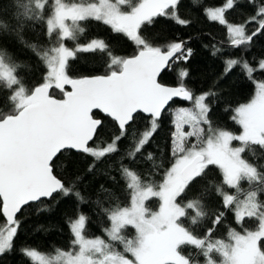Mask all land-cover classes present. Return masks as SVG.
I'll use <instances>...</instances> for the list:
<instances>
[{
    "label": "snow or ice",
    "instance_id": "1",
    "mask_svg": "<svg viewBox=\"0 0 264 264\" xmlns=\"http://www.w3.org/2000/svg\"><path fill=\"white\" fill-rule=\"evenodd\" d=\"M180 0H14V23L0 20V35H15L25 44L46 69L43 81L29 89L18 74L20 64L0 51V86L7 95L0 96V214L6 218V227L0 229V255L11 252L21 221L17 214L28 211L26 206L44 204L74 195L85 204L88 201L76 190L75 182L66 184L61 174L54 171L61 154H86L93 158L91 172L97 162L119 152V142L130 138L132 149L127 152L129 164L151 142L158 130L160 118L173 98L192 103V108L181 107L174 114V132L171 136V159L163 170L162 182L153 184L124 164L118 158L119 172L126 180L130 205L105 207L103 199L94 200L99 212L110 222L105 229L107 240L87 238V216L78 214L69 220L73 236V251L57 250L59 264H198L184 247H190L204 257V264H217L214 254L222 257L221 264H264V165L250 162L245 155L251 146L264 150V81H255L253 69L246 59L230 58L224 61L223 75L239 66L253 80L256 92L249 102L234 110L232 119L242 129L239 135L213 128L209 113L210 98L216 91L195 94L183 81L189 72L178 70L180 86L165 87L157 77L166 67L178 61L187 63L192 49L183 41L165 47L155 46L145 38L142 27L156 23L158 17H168L180 25L190 21L180 18L176 9ZM127 6L130 10H125ZM234 6L227 0L225 7L210 9L208 16L225 24L224 13ZM89 20L100 21L118 34H124L138 46L131 58L112 56L101 39L80 44ZM257 28L249 35L246 25L228 24L230 44L234 48L250 45L253 37L264 32V5L258 8ZM44 29L49 46L26 43L21 33L26 28ZM71 41L73 47H68ZM108 52V70L104 75L74 78L70 75L71 62L79 53ZM221 51L213 47V55ZM264 70V60L259 62ZM65 85L71 91H65ZM60 90L63 99H55L50 89ZM93 109H99L119 129L104 145L97 143L102 121L94 118ZM141 114H147L149 126L137 136L129 131ZM185 126L190 131H185ZM195 137V143L189 138ZM240 142L233 147L232 142ZM146 158L153 160L152 153ZM209 166H216L222 182L214 191L222 197V206L235 212L236 223L242 231L228 230V240L213 236L217 225H222L224 212L210 214L205 199L207 190L191 196L198 185L208 181ZM159 169L161 165H155ZM211 183V181H208ZM247 182L248 188L243 184ZM232 189L243 198L225 190ZM107 191V190H104ZM110 195V194H109ZM156 197L158 211H151L146 201ZM47 205L38 211L47 210ZM183 218V219H182ZM247 218V220H246ZM210 221L211 227L201 235L199 229ZM247 221H255L249 229ZM135 230L128 238L126 229ZM122 246L123 250H120ZM26 257L38 253L21 249ZM131 258H129V255ZM41 264H53L40 257Z\"/></svg>",
    "mask_w": 264,
    "mask_h": 264
},
{
    "label": "trees",
    "instance_id": "2",
    "mask_svg": "<svg viewBox=\"0 0 264 264\" xmlns=\"http://www.w3.org/2000/svg\"><path fill=\"white\" fill-rule=\"evenodd\" d=\"M227 0H180L177 15L190 21L187 25H180L175 20L168 17L156 18V23L143 27L142 35L155 46L165 47L173 42L183 41L187 48L192 49V56L184 63L178 61L167 67L158 78L160 84L178 87L180 78L178 70L185 68L189 72L188 78L183 83L195 94H202L211 90L216 91V96L210 98L211 111L209 118L213 128L227 130L235 135H239L242 129L232 117L234 110L245 103L251 101L255 95L256 87L253 80H250L239 66L232 69L228 75H223L226 59H246L250 66L255 69L251 74L255 81H264V70L259 69V62L264 60V32L253 37L250 45H242L234 48L230 44V37L225 24L210 19L207 12L226 6ZM14 0H0V20L7 23H14ZM264 5V0H234V6L227 9L224 18L227 24H245L247 33L251 35L257 28L255 22L248 23L251 17L256 16L258 8ZM21 35L26 43L38 44L44 47L49 46V39L46 37L44 29L40 26L36 28H26ZM91 39H101L107 45L112 56L119 58H129L137 54L138 46L124 34L115 33L110 26L100 21L89 20L85 23V32L80 37L79 43L86 44ZM68 47H73L71 41H66ZM221 49L217 55H213V47ZM0 51L6 52L21 67L18 74L24 78L25 85L31 89L40 84L46 74V69L33 52L19 42L15 35H0ZM108 52L79 53L78 58L71 62L70 75L74 78L104 75L108 70ZM67 87H65V91ZM50 94L57 98H62L63 93L55 88L50 89ZM7 95L0 86V96ZM181 107L192 108L191 102L180 100L172 101L164 110L158 130L155 132L151 142L143 150L144 158L137 156L135 162L129 164L127 152L132 149L130 138L122 139L119 142V152L104 158L102 162H97L95 168L89 172V166L93 158L86 154L72 151L71 153L61 154L55 161L54 171L61 174L66 184L75 182L76 190L88 201L81 204L74 195L59 200L45 201L44 204L26 206L28 211L21 210L17 218L21 221L16 237L13 240L12 251L0 255V264H41L33 261L31 257H26L21 249L31 250L51 255L57 250L72 251L73 236L70 232L69 220L77 218L78 214L87 216L85 235L87 238L102 237L107 240L105 229L110 222L104 214L99 212L94 204V200L103 199L105 207H125L130 205L129 190L126 187V180L121 177L118 158L124 156V164L131 170L137 172L145 182L158 184L162 182L163 170L169 167L171 159V136L174 132V114ZM93 116L102 121L101 128L98 129L97 143L104 145L118 133L119 129L114 121L94 112ZM149 126L147 116L141 114V118L135 121L130 128L135 131L137 136ZM188 129L185 126V131ZM191 130V129H190ZM188 131V130H187ZM190 143H195V137L189 138ZM233 146H240V142L233 141ZM152 153L153 160L146 158L147 153ZM246 158L256 165H264V150L258 146H251L243 154ZM161 165L159 169L154 167ZM210 172L208 181L198 185L191 196L199 195L200 191L207 190L205 204L210 214L224 212L222 225H217L213 236L219 239L228 240L229 228L242 231L236 223L235 212L225 209L222 206V197L214 191L216 184L222 182V174L216 166H209ZM245 190L248 188L244 182ZM107 190V191H104ZM230 194L243 198L235 190L227 189ZM110 194V195H109ZM264 200V193L260 195ZM47 205V210L38 211ZM146 206L151 211H156L159 207V200L156 197L146 201ZM183 219V218H182ZM247 220V218H246ZM6 221L0 214V228ZM249 229H255V221H247ZM208 227L210 221L199 229L202 235ZM128 238H133L135 230L130 226L126 229ZM120 250L123 248L120 246ZM184 254L191 255L198 264H204V257L198 255L197 251L190 248H183ZM129 258H131L130 254ZM217 264H221L222 257L214 254ZM59 264V263H53Z\"/></svg>",
    "mask_w": 264,
    "mask_h": 264
},
{
    "label": "rangeland",
    "instance_id": "3",
    "mask_svg": "<svg viewBox=\"0 0 264 264\" xmlns=\"http://www.w3.org/2000/svg\"><path fill=\"white\" fill-rule=\"evenodd\" d=\"M132 2H133V4H135V3H137L138 2V0H132ZM227 4V3H226ZM222 7H225V6H222ZM219 8H221V7H219ZM216 9H218V8H216ZM125 10H130V9H128L127 8V6H125ZM209 11V10H208ZM208 13V12H207ZM225 25H226V27H227V23H225ZM227 31H228V28H227ZM65 87H66V85H65ZM255 96V95H254ZM254 98V97H253ZM250 102V101H249ZM248 102V103H249ZM192 107H193V105H192ZM188 131H190V128H188L187 129ZM186 130V131H187ZM232 146H233V144H232ZM234 147V146H233ZM158 209H159V207H158ZM158 209L156 210V211H158ZM4 227H6V223L5 224H3L2 226H1V228L0 229H3ZM105 234H106V232H105ZM107 235V234H106ZM99 238H102V237H99ZM103 239V238H102ZM227 242V241H226ZM74 247H78V246H74ZM73 251V250H72ZM37 252V251H36ZM63 252H70V251H63ZM38 253V256L36 257V258H32L33 259V261H35V262H39V263H41V260H40V257L42 256V257H44L45 258V260H51L53 263H59L58 261H56V256H57V252H55V253H53V254H51V255H46V254H43V253H40V252H37Z\"/></svg>",
    "mask_w": 264,
    "mask_h": 264
},
{
    "label": "water",
    "instance_id": "4",
    "mask_svg": "<svg viewBox=\"0 0 264 264\" xmlns=\"http://www.w3.org/2000/svg\"><path fill=\"white\" fill-rule=\"evenodd\" d=\"M133 57V56H132ZM129 58H131V57H129ZM127 59V58H126ZM171 62V61H170ZM169 62V63H170ZM167 68V67H166ZM165 68V69H166ZM164 69V70H165ZM164 70H162L161 71V73L159 74V76L162 74V72L164 71ZM159 76L157 77V81H158V78H159ZM159 83V82H158ZM162 86H165V87H171V86H166V85H163V84H161ZM66 87H67V90L66 91H71V86L70 85H66ZM51 95V94H50ZM54 97V96H53ZM55 99H63V98H65L64 97V94H63V96H62V98H57V97H54ZM174 100H180V101H182V102H185V103H187V102H189V101H185V100H182V99H180V98H173L171 101H169V103H168V105L165 107V109L169 106V104L172 102V101H174ZM94 112H98V113H100L101 115H103V116H105V117H107L102 111H100L99 109H93V113ZM142 115H144V116H147V114H142ZM95 118V117H94ZM107 118H109V117H107ZM97 119V118H96ZM110 119V118H109ZM100 120V119H99ZM75 152V151H74ZM19 214V213H18ZM17 214V215H18ZM3 216V215H2ZM3 219L6 221V218L5 217H3Z\"/></svg>",
    "mask_w": 264,
    "mask_h": 264
}]
</instances>
